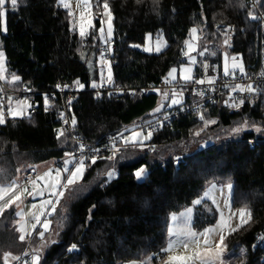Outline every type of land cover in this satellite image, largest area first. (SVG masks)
<instances>
[{"label":"trees","instance_id":"16d2710c","mask_svg":"<svg viewBox=\"0 0 264 264\" xmlns=\"http://www.w3.org/2000/svg\"><path fill=\"white\" fill-rule=\"evenodd\" d=\"M107 2L113 16L112 83L100 67L92 72L81 58L84 53H94L98 66V54L105 48L99 37L100 17H96L90 34L81 38L58 0H18L15 9L7 0V31L0 35V46L9 74L20 77L9 87L33 97L39 107L35 115L0 125V167L15 171L50 160L62 166L64 153L76 154L80 142L102 145L128 127H136L138 121L168 112L169 100L164 105L160 91L142 90L159 85L172 68L187 64L185 41L193 27L200 34L196 79L204 63H217L222 70L225 52L240 57L245 71L256 70L261 64L264 40L252 19L255 11L250 0ZM92 9L94 14L103 13V0H92ZM227 28L232 29L229 37L223 34ZM161 34L168 42L163 52L148 54L137 47L148 35ZM226 38H230V46L224 44ZM205 48L208 51L199 55ZM77 80L83 88L74 83ZM93 82L97 87H92ZM58 84L80 89L69 110L71 120L76 118L75 127H64L60 118L64 107ZM108 84L133 90V95L127 91L113 97L104 92L98 97L97 91ZM160 105L161 111L154 112ZM203 115L216 123L204 128L199 113H181L154 131L143 149L129 148L124 159L118 154L115 161L98 159L87 167L83 181L69 190L50 217L56 226L52 240H41L37 233L29 243L20 241L15 209L5 210L0 216V264H5V253H11L9 264H20L30 247L39 251L40 264H125L147 258L161 264L171 217L195 206L194 202L216 183H232L234 208L252 213L247 224L225 237L228 251L246 250L234 264H264V246L256 245L257 235L264 230V131L242 132L230 138L231 130L244 121L249 127L264 128V104L230 111L222 101L207 107ZM202 128L199 136L194 135ZM60 129L64 136L58 139ZM251 141L258 143L253 149ZM142 165L147 166L148 174L138 181L134 172ZM112 166L115 176L109 180L107 172ZM217 217L206 202L197 207L194 227L203 230ZM72 244L77 250L68 252Z\"/></svg>","mask_w":264,"mask_h":264},{"label":"snow or ice","instance_id":"6c2138e0","mask_svg":"<svg viewBox=\"0 0 264 264\" xmlns=\"http://www.w3.org/2000/svg\"><path fill=\"white\" fill-rule=\"evenodd\" d=\"M11 5L13 9L17 7L18 0H10ZM139 3L140 0H137ZM154 2H158V0H154ZM58 3L62 5L65 9H68V16L74 17V13L71 9V5L69 3V0H58ZM5 5L6 0H0V18L5 16ZM100 5L97 4V7ZM78 8H81L79 15V35L81 38H84L86 35V30L91 29L94 27L93 25V14H92V4L90 3V0H78L77 4ZM103 16L107 17V33L105 34V29L103 27L104 20L101 19V27L99 29L100 32V38L101 39H110L112 36V13L109 9V4L107 0H103ZM253 19H256L255 16L252 17ZM6 30V29H5ZM190 36L192 37V40H197L198 37V29L197 27H193L190 29ZM230 38H226L224 40V44L227 46H230L229 43ZM185 45L188 48V51L184 54L188 56L189 59V65L195 64L196 60L195 57L191 56L190 53L195 50L194 45L189 42L185 41ZM148 51L149 49H145ZM156 51H160V46L157 45ZM208 49L205 48L203 52H200L199 55H203L204 52H207ZM211 55H215V52H211ZM5 57L4 53L0 51V81H5L10 84H16L18 81H20V77L18 75L12 74L11 79L9 80L6 73V67L4 63ZM101 64L108 63L104 57L103 54L101 56ZM91 67V65H90ZM205 70H207L208 65H204ZM239 70L241 74L245 73L244 67L242 63L238 62L236 57L231 58V63L229 62V56L227 52L224 54V75L229 76L232 75L235 76V71ZM177 72L176 68H172L168 76L165 77V83L166 84H172L173 87L170 89L171 95L169 94V91L161 92L160 94L162 97L167 100H171V105H180L182 104V97H183V88H181L179 91H177L174 82L176 81V75ZM181 79H183L185 82L192 81V68L189 67H182L181 69ZM101 81L103 83V74H101ZM108 83H112V75H111V68L109 66V72H108ZM207 82L209 87L212 91H215V88L212 87L215 83V77H207L206 79H199L195 80L194 83L203 85ZM79 88H83L84 85L79 82V80L74 82ZM102 86V85H101ZM63 87H68L67 85H64ZM92 87H97V84L93 82ZM57 88H61V85H57ZM3 89L0 88V92H2ZM159 91V90H157ZM232 91H240V92H249L253 93L256 91L255 88H253L252 85H241L236 84ZM200 96L204 95L203 91H200L197 93ZM231 99V97H230ZM69 105H71L72 101L69 99L67 101ZM244 103V100L241 99L239 101V104L232 103L229 105V107H238L239 105H242ZM44 105L45 110L48 109L49 106V100L48 97L45 96L44 98ZM32 105L29 104L27 99L24 100H16L15 101V108L13 107V98L11 96L8 97V107H7V115L11 117H17L22 116L25 113V110L28 108H31ZM163 105L158 106L154 112L161 111V108ZM60 118L64 120L65 123H68L67 119H65L64 114H60ZM168 117L165 116V119ZM200 120L203 121L204 128H207L211 124H215V120H209L204 117V115L200 114ZM5 123V110L3 103L0 102V124ZM77 121L75 116L72 117L71 124L73 127H75ZM139 130L137 129H125V131H129V136H124L123 133L120 134V136L113 137L111 139L110 145L108 146V150L111 152V155L108 156H100V149L99 148H92L90 150L91 155H85V148L86 146L80 142L79 144V150L81 155L79 158H76L74 152H65L64 155L66 159L63 162L62 167H56L55 169L49 168L47 172H45L43 175H37L35 178H29L28 183L31 185V190L27 187H21L20 184L17 183L16 180H12L10 183L3 184L0 183V215H2L5 210L9 207H11L13 204H16L19 206L18 202H22V198L27 194L30 196H41L42 198L45 197V194L47 198H43L41 200V203L37 206L36 204L32 205L33 211L28 213V216L31 217V230L36 231L37 226H40L42 230L38 232V235L41 240L45 239V233L49 231L51 220L48 219L52 214L56 213L57 206L61 203V198L65 195V190L68 189L70 186H74L78 181H80L83 177L84 172L86 171V168L88 165L86 164V160H90L91 164H96L98 159H106L109 161H115L118 158L124 159L125 154L127 153L128 149L131 148L132 150H135L137 148L143 149L144 142L148 141L152 138L153 131L155 129L152 128L151 123L148 124V131L144 132V126H138ZM249 127V124L247 121H244L242 124L234 127L231 131L233 134H239L245 129ZM252 127L255 128L256 132H262L264 131V128H261L256 125H252ZM200 131H203V128L199 131H196L194 135L199 136ZM64 136V130L60 129L58 130L57 138ZM152 151H155V148H151ZM179 161V158L177 157V162ZM33 168V171H35L34 166H30ZM3 170H0L2 172ZM17 171H20L18 168ZM147 166L142 165L138 167L134 175L137 180L143 179L147 176ZM115 176V168L112 166V170L107 172V177L109 180L114 178ZM229 190V198L231 199V192H232V185H228ZM210 195V193H205V197L207 198ZM196 205H199L202 203L201 200H196L194 202ZM229 211L231 210V204L228 205ZM241 218V226L243 223H246L247 220H250L252 217L251 211H241L239 213ZM16 216L20 217V220L17 221L18 227L16 230L20 233L19 240L24 241L26 238V235H30L31 233L28 231V225L29 221L25 219V214L23 212L17 211ZM247 217V220L245 219ZM43 218V219H42ZM191 218H192V210L189 209L186 213L181 214V219L183 220L182 226L178 228L169 227V243L166 249H164L167 253H172L176 251L178 248L182 247L185 251L184 255H168L167 259L165 261V264H225L224 259V252L226 249L225 245V236L223 234L219 235L218 241L213 240V234L216 232V228H206L202 232H197L193 230L192 224H191ZM177 216L174 214L172 216V221H177ZM231 219V218H229ZM221 230L223 228L228 227L227 221L224 219L223 213L220 215V221L219 225ZM236 229H229V231H235ZM264 239V237H262ZM55 242V241H53ZM40 247H44L43 244L40 245ZM74 250H77V245L72 244L68 248V252H73ZM25 255H28V253H25ZM11 256V253H5L4 260L5 264H7L9 257ZM15 259H19L16 257ZM41 257L39 255V251L34 249L33 254L31 256V264H40ZM151 258H149V264H150ZM25 264H28V262H25Z\"/></svg>","mask_w":264,"mask_h":264},{"label":"built area","instance_id":"2783aa9c","mask_svg":"<svg viewBox=\"0 0 264 264\" xmlns=\"http://www.w3.org/2000/svg\"><path fill=\"white\" fill-rule=\"evenodd\" d=\"M251 5L254 8V15L256 19H254V22L259 25L261 36L264 40V0H262V3H260L258 0H250ZM232 29L227 28L225 30L224 35L226 37H229ZM114 49V44L110 42L107 46V54L106 57L108 59H111L112 51ZM207 64L208 68L205 70L204 65ZM207 77H215V83L212 87L215 88V91H212L207 82L203 85H199L194 83L195 80L199 79H206ZM193 82H189L183 85L175 84V87L177 91H179L181 88H183V97H182V104L176 105L170 109H168V112H166L163 115L154 117L152 119L148 120H140L136 123V129L139 130L138 126L143 125L144 126V132H147L148 124L151 123V126L154 131H157L162 128V126L170 123L174 119H176L181 113L192 111L199 114H203L205 109L209 106H216L222 101H224V104H226V107L230 111H241L247 108H254L259 103L264 104V42L261 49V64L259 65L258 69L253 71H245L244 74H241L240 71H235V76L232 75L225 76L224 72L221 70L220 66L217 63H211L207 62L204 63L202 66V73L201 76L198 79H195ZM236 84H241L244 86L252 85L253 88L256 89L255 92L249 93V92H240V91H232V88ZM64 85L59 88V93L61 95L62 101H63V114L65 119H67L68 123H65L63 120V125L66 128L70 127L71 124V116L69 110L72 108V103L78 99L80 89L74 85H67L68 87H63ZM173 87L172 84H166L165 81H162L157 86L149 85L145 87L142 92L145 91H154L159 90L160 92L169 91V94L171 95L170 89ZM0 88L3 89L2 92H0V96L3 98L2 100L7 99V92L4 90L5 85L2 81H0ZM129 91L133 95V90L126 89L121 85H104L97 91V96L100 97L102 93L109 92L113 97H116L120 94H123L125 92ZM203 91L204 95L200 96L197 93ZM231 97V99H230ZM29 103L32 105L30 110V115H35L37 112V109L39 107V104L33 97H28ZM71 99L72 103L69 105L67 101ZM243 99L244 103L242 105H239L238 107H229L230 104L236 103L239 104V101ZM170 100V99H169ZM175 107H181L179 110H173ZM165 116L168 118L165 119ZM153 131V132H154ZM120 136V135H119ZM117 136V138L119 137ZM125 136V135H124ZM112 139V138H111ZM111 139L107 140L102 145H90L85 144V155H91L90 150L92 148H99L100 149V156H108L111 155V152L108 150V146L110 145ZM256 141H251L250 147L253 149L257 146ZM81 155L80 150L75 154L76 158H79ZM86 164L88 167L91 165L90 160H86ZM38 175L36 171H30L27 172L25 175L26 180H29V178H35ZM264 230L257 235V247H263L264 246ZM30 238V237H29ZM33 254V250L30 247L29 248V254L28 256H25L21 259L20 264H25V262H28V264H31V256ZM160 257L165 258L166 254L162 253ZM161 264H165V261H163Z\"/></svg>","mask_w":264,"mask_h":264},{"label":"rangeland","instance_id":"374dc122","mask_svg":"<svg viewBox=\"0 0 264 264\" xmlns=\"http://www.w3.org/2000/svg\"><path fill=\"white\" fill-rule=\"evenodd\" d=\"M69 3L71 5V9H72V11L74 13V17H75V19H73V17H71V27H72V29L76 30L79 33V15H80V11L82 9L77 7L78 0H69ZM90 3L92 4V0H90ZM6 4H7V0H6ZM92 14H93V25H94V27H95V19H96V17H100L101 19H103L105 21L103 27L105 29V34H106L107 33V28H108L107 17L101 15L102 13L101 14H99V13L98 14H94L93 13V9H92ZM112 26H113V24H112ZM93 28L86 30L85 37L90 34V32H91V30ZM5 29H6V5H5V16L2 17V18H0V35L6 33L7 29L6 30ZM225 30H227V29H225ZM224 33H225V31L223 32V34ZM99 37H100V32H99ZM198 37L199 38L197 40H192V37L191 36H189V38L187 39V41L191 42L194 45L195 50L192 51L190 53V55L193 56V57H195L196 63L189 65L188 56L185 55L186 56V60H187V64H184L179 69H177V72L175 73V75H176V81L174 82V84L180 83V82H182V84H186V83H189V82H193L196 79L195 78V69H196L197 65L199 64V61H198L199 60L198 59V51H199V47H200V34H199V30H198ZM100 41H101V44H103L105 48L102 50V53L98 54V58L96 60L98 66L95 65L96 62H95V55H94V53H84L81 56V58L88 65L89 69L92 72L95 71L96 69H99V67H100L101 69H99V70H101V73L106 72V74L108 76L109 66L111 68V60L106 57V54H107V46L111 42V38L110 39H101L100 38ZM157 45L160 46V51L159 52L156 51ZM137 47L140 50H142L143 52L148 53V54H159V53L163 52L168 47V42H167L165 36H163V34H161V35H159L157 37H152L151 35H148L147 38H146L145 43L143 45H138ZM145 49H149V50L146 51ZM0 51L3 52L1 46H0ZM187 51H188V48L186 47L185 52H187ZM102 54H103L104 59L108 63L101 64L100 61H101ZM4 57H5V54H4ZM232 57H236V56H229V62L230 63H231V58ZM236 59H237L238 62L242 63L240 57H236ZM4 63H5V67H6V73H5V75L10 80L12 75H10L9 72H8V70H7L6 58L4 60ZM90 65H91V67H90ZM189 66L192 68L191 75H192L193 80L192 81H189V82H185L183 79L180 78L181 75H182L181 69H182V67H189ZM222 67H224V57H223V66ZM222 71H223V68H222ZM236 71H239V70L237 69ZM2 82H4L7 85H10V86H14L15 85V84L7 83L5 81H2ZM4 90H8V88H4ZM7 93H8V96H7V99L6 100H2L3 98L0 96V102L3 103L4 110H5V123L4 124H0V125H5L8 121H16L18 119H22V118L28 117L30 115L31 108H28V109L25 110V113L22 116H17V117L8 116L7 115V107H8V97L9 96H11L13 98V107L14 108H15V101L16 100H24V99H27L28 102H29V99H28V97L22 95L21 94L22 92H16L12 88L10 90H8ZM168 100L169 99H167V100L164 99V102H165L164 105L167 104V101ZM174 106H176V105H171V100H169L168 105H167L166 108L167 109H170V108H172ZM127 129H129V130L136 129V127L132 125L131 127H128ZM248 131H254V132H256L254 127H248L247 129H245L242 132H248ZM123 134L125 136H129L130 135V132L129 131H124ZM237 135L238 134H233L232 131H231L230 138L231 139H235V138L238 137ZM150 140L144 142V147H145V144L147 142H149ZM30 166H34L35 167L36 172L38 173V175H43L45 172H47L49 170V168L55 169L56 167H62L63 164H62V166H59L58 165V161L50 160V161H46V162H42V163H37V164H29V165H27L25 167H18L20 169V171H17L18 168L15 169V171H14L11 167L8 168L6 166H3V167H0V170H3L2 172H0V183L7 184V183H10L12 180H16L17 183L20 184V186L22 188L23 187H27V188H29V190H31V185L28 183V180H26V178H25V174L27 173V171L33 169ZM85 172L83 174L82 179L80 181H78L75 185H77L78 183H81L83 181ZM147 174H148V172H147ZM144 179L145 178L140 179L138 181H143ZM229 184L232 185L231 199L229 198V190H228V185ZM72 187L73 186H70L68 189L65 190V195H64L63 198H61V202L67 197V195L69 193V190ZM206 193H210V195L208 197L214 199L213 200L214 201L213 203H214L215 209L217 211V216H218L217 217L218 218V223L215 226V228H216V230H217V228L219 229V233H218V235L214 233L213 234V238L219 239V235H220V233L222 231L220 229V227L218 226L219 225V221H220V215H221V213H223L224 219L228 223V227L223 228L224 231H227V234H228V231L230 229L229 227H230L231 224H233V226H238V225L241 226V218H240L239 213L242 210H236L234 208V201H233V197H234V185L232 183H227V184H219V183H216V184H213L206 191ZM204 197H205V195H204ZM43 198H47L46 194H45V197H43ZM43 198L41 196H35V197H33V196H30V195H27L26 194L22 198V202H18L19 206H17L16 204H13L11 207H9V208H14L15 209V217H16L15 226H16V228L18 227L17 221L20 220V217L16 216V212L17 211L23 212L25 214V219L27 221H29L28 231L31 234L30 235H26V238H25V240L23 242L29 243V237L30 236H33L34 234H37L38 233V229H41L40 226H37V230L36 231H32L31 230L30 225H31V222H33V221H31V217L28 216V213L31 212V211H33L32 205L33 204H36L38 206L41 203V200ZM229 203L231 204V210L230 211H229V207H228ZM60 205H61V203L57 206V209L59 208ZM9 208H7V209H9ZM50 217H48V219H50ZM229 218H231V219H229ZM17 233L20 236V233L18 231H17ZM55 233H56V226L52 223V220H51V224H50L49 231L45 233V240L46 241L52 240L53 237H54V235H55ZM245 254H246V250L244 248H240V249H238L236 251L235 250H229V251H227L225 253L224 258L229 257L231 260L235 261V258H237L238 256H245Z\"/></svg>","mask_w":264,"mask_h":264},{"label":"crops","instance_id":"0c3cea01","mask_svg":"<svg viewBox=\"0 0 264 264\" xmlns=\"http://www.w3.org/2000/svg\"><path fill=\"white\" fill-rule=\"evenodd\" d=\"M4 83V82H3ZM4 85L6 86L5 88H8V90H10L11 88L9 87V85H7V84H5L4 83ZM8 90H6V92H8ZM8 94V93H7ZM30 171H33V169H31V170H29V171H27V172H30ZM36 171V170H35ZM26 175V174H25ZM214 199L213 198H209V197H207V198H203V199H201V201H202V203L201 204H199V205H195V206H193V207H191V208H189V209H191L192 210V218H191V224H192V227H193V230H195V231H197V232H202L203 230H200V231H198V230H196L195 229V227H194V222H195V218H196V215H197V207H200V206H202L204 203H210L211 205H212V207H213V209H215V206H214V201H213ZM189 209H187V210H184L183 212H180V213H177V214H175L176 216H177V221L176 222H173L172 221V217H171V219H170V223H169V227H174V228H178V227H180V226H182V224H183V220L181 219V214L182 213H186ZM216 210V209H215ZM217 212V211H216ZM245 219L247 220V217H245ZM250 220H247V222L246 223H244L242 226H244L245 224H247L248 222H249ZM217 223H218V218H217V220H216V222L214 223V224H212V225H210V226H207L206 228H215V226L217 225ZM242 226H233V224H231L230 225V227L229 228H231V229H236V228H241ZM205 228V229H206ZM236 231V230H235ZM232 232H234V231H228V234L229 233H232ZM218 233H219V229L217 228V230H216V232H215V234H217L218 235ZM220 234H223L225 237L228 235L227 234V231H224V229L221 231V233ZM31 237V236H30ZM213 240L214 241H218V239H216V238H213ZM168 243H169V232H168ZM168 246V245H167ZM228 250H227V248L225 249V252H224V254L223 255H225V253L227 252ZM165 254H166V257L164 258V261H166V259H167V256L168 255H184V254H187V253H185V251H184V249L182 248V247H180V248H178L176 251H174V252H172V253H167V252H165ZM227 258V259H226ZM226 258H224L225 259V264H234L235 263V261H233V260H231L229 257H226ZM163 262V261H162ZM161 262V263H162ZM125 264H149V258H147V259H145V260H142V261H134V262H128V263H125ZM150 264H156V262L154 261V258H151V260H150Z\"/></svg>","mask_w":264,"mask_h":264},{"label":"water","instance_id":"95a60500","mask_svg":"<svg viewBox=\"0 0 264 264\" xmlns=\"http://www.w3.org/2000/svg\"><path fill=\"white\" fill-rule=\"evenodd\" d=\"M222 27H225V24H223ZM224 105L226 106V104H224ZM7 264H9V263L7 262Z\"/></svg>","mask_w":264,"mask_h":264}]
</instances>
